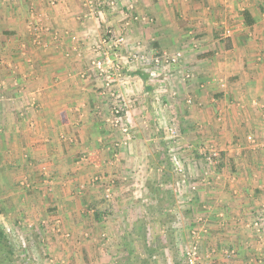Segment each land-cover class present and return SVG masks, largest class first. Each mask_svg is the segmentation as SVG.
Listing matches in <instances>:
<instances>
[{"label": "crops", "instance_id": "0c3cea01", "mask_svg": "<svg viewBox=\"0 0 264 264\" xmlns=\"http://www.w3.org/2000/svg\"><path fill=\"white\" fill-rule=\"evenodd\" d=\"M93 1L0 0V152L35 176L43 165L42 182L52 184L61 217L80 220L88 208L123 226L145 191L147 163L157 171L166 165L172 121L194 186L185 211L176 209L184 216L181 239L198 246L201 261L264 264V0H133L155 21L131 23L129 37L144 51L166 49L167 35L180 41L183 13L205 45L217 39L220 24H240L244 33L234 32L226 49L192 50L184 60L192 79L165 98L169 107L159 106L146 71L125 67L114 88H132L128 133L108 122V93L89 65L93 43L125 21L119 16L129 1L113 0L121 11L112 0ZM203 147L219 151L217 165L207 168ZM231 249L235 254L225 256Z\"/></svg>", "mask_w": 264, "mask_h": 264}, {"label": "rangeland", "instance_id": "374dc122", "mask_svg": "<svg viewBox=\"0 0 264 264\" xmlns=\"http://www.w3.org/2000/svg\"><path fill=\"white\" fill-rule=\"evenodd\" d=\"M97 1L99 0L93 1L92 4ZM128 1L127 4L131 7L128 6V9L124 7L119 16L125 17V21L123 18L114 29L117 34L125 37L123 47L128 49L127 51L124 49L125 57H128L129 53L139 55L138 60L130 59L129 62L133 61L129 65H132L133 69H143L148 73L147 82L157 95V101L162 108L169 107L165 98L171 100L177 97L178 90L184 91V85H188L192 79L188 66L184 64V60L192 59L190 56L192 50L199 49L200 44H204L202 49H226L229 47L227 39L235 37V33H244L240 24L237 27L229 23L220 24L217 27V39L209 40V45H205L194 37L193 25L183 21L182 17L187 16L183 13L182 21L178 25L179 37L182 35L180 41L171 39L172 35L170 37L167 35L164 39L166 49L144 51L140 41L129 37L131 23L152 27L155 21L139 13L133 0ZM117 9L121 11V7L116 6ZM185 10L189 11V8L186 7ZM261 10L264 12V7ZM165 26L169 28L168 24ZM178 42L180 47L177 46ZM173 58H176L175 62L171 60ZM156 59L158 63L155 62ZM150 72H155L156 76L150 77ZM214 81L219 87L224 85L222 79ZM125 93L129 110L132 103V88L127 89ZM185 102L186 105H191V97L186 98ZM168 126V138L165 139L162 157L166 165L164 169L157 171L151 162L147 163L142 189L145 191L143 196L133 203L135 207L133 215L124 216L123 226L112 222L109 214L96 217L95 212L88 208L85 209L83 217L79 216L80 220H77L78 216L61 217L58 213L59 208L54 204L52 184L49 181L42 182L45 175V171L41 170L43 165L39 168V176L38 174L35 176L32 171L24 169L20 164L18 167H12L14 162L11 157L8 158V153L1 151L0 229L8 238L13 250L10 264H188L184 255L190 246L185 245L186 241L182 240L179 234V230L184 226L182 224L184 216L178 215V218L176 209L181 213L185 211L180 207L190 202V193L193 191L191 187L194 186L188 177L189 161L183 152L187 147L180 146V134L172 121ZM200 150L202 152L200 151L199 156L205 159L207 168L212 164L217 165L219 158L217 149L203 147ZM213 154H217V157L210 164L209 159ZM173 158L180 164L182 171L179 173L174 166ZM103 198L106 201L113 199L110 188L104 190ZM112 224L116 227L112 228ZM261 228V225L257 226L258 231ZM168 236H171L172 241H169ZM151 256L155 259H151ZM209 263L214 264L211 261Z\"/></svg>", "mask_w": 264, "mask_h": 264}, {"label": "built area", "instance_id": "2783aa9c", "mask_svg": "<svg viewBox=\"0 0 264 264\" xmlns=\"http://www.w3.org/2000/svg\"><path fill=\"white\" fill-rule=\"evenodd\" d=\"M100 2H94L95 7L98 5L100 6ZM109 4L113 6L115 1L112 0ZM124 41L125 37L117 34L114 29L107 28L105 34L100 36L99 40L92 45V52L94 55L90 61L89 71L102 81L104 88L107 90L110 101V116L108 122L114 128H119L123 133H128V101L126 100V95L114 87H117L124 81V68H130V62L138 60L139 55L136 53H129L128 57H125V47H123L125 44ZM130 59L133 60L129 62ZM171 60L175 62L176 58ZM155 62L158 63V59H156ZM149 76L155 77L156 73L150 72ZM216 157L217 154L211 155L209 159L210 164ZM173 159L175 161L174 166L177 168L178 173L181 172L182 169L180 164L175 158ZM254 226H259L258 221H255ZM234 254L235 251L233 249L224 251V255L227 257ZM184 258L188 264H197V262H200V250L198 246L193 245L188 248ZM200 264L210 263L206 260L201 261Z\"/></svg>", "mask_w": 264, "mask_h": 264}, {"label": "trees", "instance_id": "16d2710c", "mask_svg": "<svg viewBox=\"0 0 264 264\" xmlns=\"http://www.w3.org/2000/svg\"><path fill=\"white\" fill-rule=\"evenodd\" d=\"M246 14L247 13H244V16H247ZM246 24H250V21H246ZM207 56L209 55L207 54L204 57ZM168 237H170L169 241H172L171 236ZM12 257L13 250L11 244L9 243V240L4 232L0 229V264H10V262L12 261ZM151 259H155L154 256H151Z\"/></svg>", "mask_w": 264, "mask_h": 264}]
</instances>
